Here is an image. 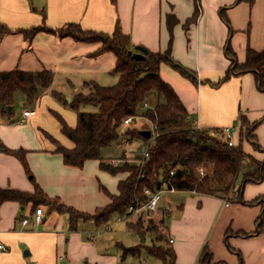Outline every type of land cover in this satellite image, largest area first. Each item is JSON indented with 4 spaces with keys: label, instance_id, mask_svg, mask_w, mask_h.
I'll return each mask as SVG.
<instances>
[{
    "label": "crops",
    "instance_id": "obj_1",
    "mask_svg": "<svg viewBox=\"0 0 264 264\" xmlns=\"http://www.w3.org/2000/svg\"><path fill=\"white\" fill-rule=\"evenodd\" d=\"M236 1L0 0V22L12 30L43 24L57 30L68 24H78L84 30L109 35L119 28L130 37L133 53H140L137 48L164 53L170 42L167 16L172 14L179 21L173 29L172 59L192 71L197 82L166 63L160 67L163 80L174 88L190 119L202 130L213 132L237 126L242 117L251 124L261 121L253 135L264 147V91L258 88L255 75H235L216 85L231 66L225 51L230 29L221 18L222 9L233 30L230 44L239 63L246 60L249 47L257 52L264 51V0H254L252 4H237ZM197 5L200 17L196 23L189 24ZM99 47L100 43L78 42L45 32L37 34L32 41L23 34L3 38L0 72L48 70L53 73V84L32 107L25 104L22 95L19 101L25 108L19 116L15 113L14 122L0 116V189L34 193L38 185L49 200H58L92 215L110 203L101 186L108 188L96 177L97 170L89 168L96 162L102 179L106 174L113 176L101 169L100 161H87L83 168L67 166L62 155L55 153L53 142L45 136L49 134L67 148L74 147L50 112L61 115L71 127L77 125V115L62 107L64 104L50 94L59 92L68 101L77 93L87 94L88 83L111 84L112 76L119 80V75L113 74L116 65L113 53L93 56ZM58 79L66 81L68 86H54ZM26 111L34 114L21 123ZM236 138L238 144V132ZM247 143L250 149L245 150L243 145L244 151L263 161L264 151ZM1 148L24 150L31 175L19 158ZM113 177L118 179L117 191H108L118 194V183L126 179L127 174ZM95 178L102 196L99 193L98 201L88 204L90 185L94 187ZM167 193L189 195L179 201H168L167 207L160 206V211L166 212L161 215L159 223L165 220L169 239L174 240L169 244L175 252V264H200L205 247L212 254V264H264V233L250 237L243 235L254 234L264 214V180L247 184L242 200L238 195H232L230 200L192 192ZM255 200L258 203L250 204ZM33 212L32 204L22 206L18 202H6L0 205V237L8 248L0 258V264H62L65 261L70 264H97L98 258L104 259V264H122L120 255L101 257L98 249L87 241L88 225L93 221L80 220L77 229L71 231L68 215L47 212L41 225L31 223L23 226L22 220L31 218ZM118 239L114 236L111 241ZM145 243L146 239L142 238L141 243L134 247L141 248L142 252ZM141 252L137 256H129L141 257ZM158 261V264H163Z\"/></svg>",
    "mask_w": 264,
    "mask_h": 264
},
{
    "label": "trees",
    "instance_id": "obj_2",
    "mask_svg": "<svg viewBox=\"0 0 264 264\" xmlns=\"http://www.w3.org/2000/svg\"><path fill=\"white\" fill-rule=\"evenodd\" d=\"M253 1L237 0L236 3L252 4ZM224 11V9L221 10V18L230 29L225 51L231 60V66L225 77L216 85L225 83L235 75L253 73L258 88L264 91V51L257 52L249 47L246 60L239 63L230 44L233 30ZM199 17L200 9L197 5L188 23H196ZM178 22L174 15L167 16L170 42L165 54L147 51L142 60L133 58L131 39L119 28L109 35L84 30L78 24H68L57 30L45 24L29 29L12 30L0 22V45L7 35L23 34L27 40L32 41L37 34L45 32L55 34L60 38H72L78 42L100 43L99 49L93 56L108 52L115 55L116 65L113 74L119 75L116 85L104 87L96 83H88L89 92L87 94L77 93L71 102H68L59 92H53V97L57 101L65 102L67 107L77 113L75 127H71L61 115L53 113L61 132L74 144V147L67 148L49 134L45 136L53 142L56 147L55 153L62 155L67 166L83 168L87 161L98 160L101 169L113 176L121 173L127 174V178L118 183V194H111L101 186V190L109 197L110 203L98 209L93 215L80 212L58 200H49L38 185L35 186L34 193L0 189V205L6 202H18L22 206L32 204L34 210L41 205H47L48 213L57 212L61 215H68L69 228L73 231L77 229L80 220H91L98 228L107 225L114 217L123 216L130 205L144 202L146 189L160 190L165 183L179 192H192L230 200L233 199L232 195H238L239 200H242V192L247 184L264 180V160H255L243 148V142L247 140L257 149L264 151L253 135L261 121L251 124L246 117H242L239 143L230 147L215 134V131L220 129L211 132L195 128L180 97L174 88L161 77L160 67L166 63L183 76L197 82V77L192 71L172 59L173 29ZM52 84L53 73L48 70L26 72L16 69L0 72V116L14 122L16 95L21 93L25 104L32 107ZM152 98H155L153 104H151ZM88 105L97 107L98 111L95 113L81 111L82 107ZM129 117L138 118L134 125L139 118H143L150 122L151 127L143 125L138 129L129 125L124 129L123 122ZM145 130L151 131L150 139L141 135V132ZM123 141L125 144L139 141L142 146L133 160L123 158L131 162H126L121 166H112L105 161L103 151L123 144ZM1 149L19 158L31 175L24 150ZM146 150L150 154V159L139 164L138 161L143 160V153ZM246 160H253L255 163L252 170L248 172H244ZM201 168L206 171L205 177H200L199 169ZM173 170L175 173L171 175ZM256 203L258 200L250 202V204ZM148 223L149 225L145 227L143 220L139 219L136 223H128V228L144 239L150 234L153 245L146 247L148 254L158 258L163 264H175V252L170 245L168 246V226L165 220H161L159 224L152 220ZM160 226L164 232L151 236L157 233ZM263 233L264 214L259 220L257 231L254 234L243 235L250 237ZM122 252L123 258L129 255L137 256L141 248L122 246ZM212 260L209 248L205 247L201 254L200 264H212Z\"/></svg>",
    "mask_w": 264,
    "mask_h": 264
},
{
    "label": "rangeland",
    "instance_id": "obj_3",
    "mask_svg": "<svg viewBox=\"0 0 264 264\" xmlns=\"http://www.w3.org/2000/svg\"><path fill=\"white\" fill-rule=\"evenodd\" d=\"M163 54H165V52ZM118 81L119 80H117L116 77L112 76V77H110V82H109L111 84H106L103 86H106V87L114 86L118 83ZM63 85H65L66 87L68 86L67 82L62 80V79H58L54 84V86H56V87H63ZM21 96H22L21 93H18L16 95V101H17L15 103L16 116H19L20 113L25 108L23 106L24 103L19 101V100H21ZM49 96L52 97L53 94H50ZM154 101H155V98H152L151 104H153ZM62 103L64 104L65 102H62ZM64 105H62V107H64L65 109H67L71 113H75V116L77 115V113L75 111H73L72 109H70L69 107H67L66 104H64ZM81 111L89 112V113H95L98 111V108L95 106L88 105V106L82 107ZM51 112L54 113V111H51ZM51 112H50V115L55 119L54 115ZM143 125L147 126V127H151L150 122H148L146 119H143V118H139V121L136 122L135 125L133 124L131 126H132V128H138L139 129V128H142ZM126 128L127 127L124 126V129H126ZM247 142H249V141L245 140L243 142L245 150L250 149L247 146L249 144ZM250 145H251V142H250ZM141 146H142V143L139 141H134L131 144H128V143L125 144L123 141V144H119L118 146H114L109 150L108 149L104 150L103 156L105 157L106 162L109 159H115V158L116 159L131 158L133 160L134 156H136V153L138 152V150ZM263 149H264V147H263ZM253 158L255 160H258L255 157H253ZM91 164L92 165H90V166H92V167H89V168H93L94 171L97 170L96 177H98L100 183L105 185L109 191L115 193L117 191L118 179L116 177L109 175V174H106V176H104L102 179V177L98 171L97 163L93 162ZM253 166H255V163L253 160H246L244 172H248L249 170H252ZM99 193L102 196V193L99 191V182H98L97 178H95L94 187H92V185H90V194L87 197L88 204H93L95 201H98ZM188 196L189 195H187V194H175V195H173V194H169V193H164L162 196V201H161L160 206L167 207L168 201L169 202L170 201L175 202L176 200L179 201L180 199L186 198ZM76 204H80V203L76 202ZM81 204H83V202H81ZM39 207L44 208V210H46V212L49 209V207L47 205H41ZM164 212H166V211H163V209H162V212L160 211L159 214L154 215V217L152 219H149V220L144 219L143 222L145 224V227H147L149 225L148 222L150 220H152L153 222L158 224L159 220L162 217L161 215H164ZM130 222L136 223V222H138V219L135 217V218H132L131 220H121L120 217H114L107 225H103L100 228H98L94 223H89L88 226H89L90 230L88 231L89 238L87 239V241L91 243L92 247H96V249H98V253L101 257L120 255L122 264H158V262H159L158 259L154 258V257H150L148 255V252L146 249V247H151L153 245L152 239L150 238V234H148L146 237V243L144 244V247L142 248L141 257L134 258L132 256H128L126 258V260H123L122 246L125 248L134 247L136 245H139L141 243V240H142V238L140 236L135 235L134 233H132L130 231V229L128 228V223H130ZM163 232H164V230L160 226V227H158L157 233L152 234L151 236H156V234L158 235V234H161ZM114 236H118L119 239L115 240V241H111ZM67 238H69V237H67ZM91 239H92V241H91ZM169 245L170 244L168 243V246ZM104 262H105L104 259L98 258L95 263L104 264ZM62 264H70V263L68 261H65Z\"/></svg>",
    "mask_w": 264,
    "mask_h": 264
},
{
    "label": "built area",
    "instance_id": "obj_4",
    "mask_svg": "<svg viewBox=\"0 0 264 264\" xmlns=\"http://www.w3.org/2000/svg\"><path fill=\"white\" fill-rule=\"evenodd\" d=\"M33 114L34 113L31 111L24 112V114H23L24 116L20 120V122L21 123L26 122V118L33 115ZM136 119H138V118L129 117V118L125 119L123 123L125 126H129V125L134 124ZM193 123H194V126L196 129L202 130V128H200L196 122L193 121ZM239 131H240V123L237 126L221 128L219 131L218 130L215 131V134L222 141L226 142L230 147H233L237 144L236 134H237V132L239 134ZM142 158H143V160L138 161L139 164H143L144 161L150 159V154L147 150L144 151ZM126 162H131V160H126V159H121V158H119V159L115 158V159L110 160V164L112 166H121ZM174 173H175V171L173 170L171 172V175H174ZM199 174H200V177H205L206 171L201 168V169H199ZM167 192L175 193L178 191L174 187H168V184H166V183L164 184V186L160 190L153 191L150 189H146L145 190L146 200L142 203H135V204L130 205L127 208L125 214L120 217L121 220H131L132 218H135V217L138 220L139 219H141V220L152 219L154 217V215L159 214L162 196L164 193H167ZM227 206H229L228 203H227ZM46 217H47L46 210H44V208H42V207H38L34 210L31 218H26V219L22 220V225L27 226V225L33 223L34 226H39L46 220ZM169 243L173 244L174 240L170 238ZM7 251H8V248L3 243V241L1 240V237H0V258Z\"/></svg>",
    "mask_w": 264,
    "mask_h": 264
},
{
    "label": "water",
    "instance_id": "obj_5",
    "mask_svg": "<svg viewBox=\"0 0 264 264\" xmlns=\"http://www.w3.org/2000/svg\"><path fill=\"white\" fill-rule=\"evenodd\" d=\"M137 49L140 51V53L131 52V55L133 56V58L136 59V60L144 59L145 55L147 54V51L145 49H143V48H137ZM68 101H71V99L68 98ZM141 135H143L146 139H150L151 136H152V133H151V131L145 130V131L141 132Z\"/></svg>",
    "mask_w": 264,
    "mask_h": 264
}]
</instances>
